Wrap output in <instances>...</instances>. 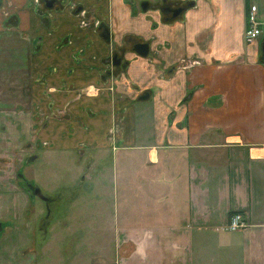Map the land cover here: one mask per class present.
I'll use <instances>...</instances> for the list:
<instances>
[{"label": "crops", "instance_id": "1", "mask_svg": "<svg viewBox=\"0 0 264 264\" xmlns=\"http://www.w3.org/2000/svg\"><path fill=\"white\" fill-rule=\"evenodd\" d=\"M79 1L103 18L106 40L150 37L157 51L151 63L129 54L114 78L108 67L90 73L64 54L65 67L75 71L67 84L76 90L68 92L57 132L67 120V141L95 148L99 166L104 151L111 153L118 264H264V66L258 43L244 39L245 13L255 0H168L187 8L164 21L126 0ZM24 4H15L19 15ZM259 12L264 16V4ZM74 34L78 44H102L92 31ZM111 82L113 92L106 89ZM90 85L105 88L83 96ZM72 117L75 131L84 121L82 137L69 127ZM233 212L249 225L227 230Z\"/></svg>", "mask_w": 264, "mask_h": 264}, {"label": "rangeland", "instance_id": "2", "mask_svg": "<svg viewBox=\"0 0 264 264\" xmlns=\"http://www.w3.org/2000/svg\"><path fill=\"white\" fill-rule=\"evenodd\" d=\"M17 1L0 0V264H118L121 249L111 214L118 192L114 191L111 153L104 151L99 166L98 151L81 141L68 142L67 120H60L61 132H57V121L64 118L68 92L76 90L66 78L75 73L74 66L83 65L90 73L108 67L113 76L107 77L114 78L124 73L129 54L151 63L157 51L151 46L147 57L132 51L130 39L151 45L145 37L104 40L99 25L74 18L76 11L72 12L68 0H57L51 7L47 0H25L20 15L15 9ZM139 1H133L136 12L157 10L142 9ZM255 3L262 8L263 0ZM158 14L164 21L163 14ZM157 26L151 24L153 29ZM81 30L94 32L102 44H94L93 39L78 44L74 33ZM67 31L74 32L64 36ZM261 36L254 43H258L257 59L264 66ZM112 52H119L125 66L108 62L106 66L105 57ZM54 53L58 54L57 74L52 67ZM65 53L74 66L65 67ZM155 63L159 66L160 58ZM103 88L90 85L83 96H95ZM106 89L113 92L114 83ZM75 122L72 117L69 127L74 137H82L84 121L78 119L79 132L74 130ZM31 186L53 199L48 207L29 191ZM206 245L214 252L212 241Z\"/></svg>", "mask_w": 264, "mask_h": 264}, {"label": "flooded vegetation", "instance_id": "3", "mask_svg": "<svg viewBox=\"0 0 264 264\" xmlns=\"http://www.w3.org/2000/svg\"><path fill=\"white\" fill-rule=\"evenodd\" d=\"M51 2H53V4L57 1V0H49ZM133 1L134 0H126L125 2L129 5H131V7L133 6ZM69 3H71V7H72V12L76 11V15H78L79 17L83 18L81 20V22L86 23L88 25H91L92 23H94L95 25H99V30H100V34L102 36V33L104 31L105 28H108L107 25L105 24L103 18H101V16L99 15V13L95 10H92V13L90 11H88L86 9V6L83 2H80L79 0H68ZM146 2L147 3V7L146 9L150 7H153L155 9H157L156 11H158L159 13L163 14L165 16V18H173L172 17V11H170V9L175 10L178 8H182V11L177 15L180 16L184 10L187 8L185 3H181V2H176V4H172V2H168V0H153L151 5H150V0H140L139 1V5L141 7V3ZM52 4V5H53ZM142 8V7H141ZM133 10V8H132ZM99 15V16H98ZM92 17V18H91ZM101 18V19H100ZM176 18V17H174ZM173 18V19H174ZM85 19H91L90 21H87ZM103 38V37H102ZM104 39V38H103ZM148 40L150 41V39L148 38ZM135 42H148L145 40L142 41H137V40H130L131 43V48L133 47V45L135 44ZM151 42V41H150ZM149 43V42H148ZM149 51H151V45L149 43ZM150 53V52H149ZM116 54L121 60L120 63H122L124 66L126 64V61L123 60V57L119 54V52H113L112 55ZM107 62L109 64L112 65V60L108 59ZM119 63V64H120ZM119 66V65H118ZM18 175H20V173L18 172ZM29 191H31V193H33L35 196H37L45 205L46 207H48V205H50V203L52 202V198H50L49 196H45L38 187H28ZM36 190H38V192L42 195V198L40 196L37 195ZM48 209V211H47ZM46 209V215L49 214V208ZM45 224V223H44Z\"/></svg>", "mask_w": 264, "mask_h": 264}, {"label": "built area", "instance_id": "4", "mask_svg": "<svg viewBox=\"0 0 264 264\" xmlns=\"http://www.w3.org/2000/svg\"><path fill=\"white\" fill-rule=\"evenodd\" d=\"M264 36V19L258 14L256 5H250L246 14V28L244 37L246 42L253 43L259 36ZM247 218L241 213H234L226 224L227 230L237 231L248 226Z\"/></svg>", "mask_w": 264, "mask_h": 264}, {"label": "water", "instance_id": "5", "mask_svg": "<svg viewBox=\"0 0 264 264\" xmlns=\"http://www.w3.org/2000/svg\"><path fill=\"white\" fill-rule=\"evenodd\" d=\"M52 4H53V2H51L49 0L46 1V5L48 7H51ZM141 7H142V9H146L147 3L146 2L141 3ZM170 11H172V17L174 18V17H177V15L182 11V8H178L175 10L170 9ZM102 37L105 40L106 39L109 40L110 35H109L108 28L104 29V31L102 33ZM108 40H106V41H108ZM132 51L141 57H146L149 54V43L148 42H135V44L132 47ZM261 51H262V55H263V59H264V41H262V43H261ZM111 60H112L113 65L118 66L121 59L116 54H114L112 56ZM145 97H147V96H145ZM35 193H37V195L42 198V195L38 192V190H36Z\"/></svg>", "mask_w": 264, "mask_h": 264}]
</instances>
